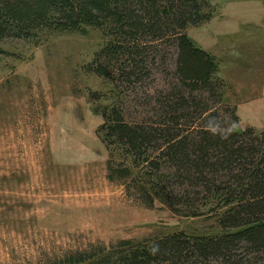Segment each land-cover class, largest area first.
Masks as SVG:
<instances>
[{"label": "rangeland", "instance_id": "obj_1", "mask_svg": "<svg viewBox=\"0 0 264 264\" xmlns=\"http://www.w3.org/2000/svg\"><path fill=\"white\" fill-rule=\"evenodd\" d=\"M210 4L211 21L190 26L187 36L216 59L223 101L239 106L236 130L252 128L259 136L264 132V72H257L264 67V4ZM105 44L95 28L0 40V264H66L122 241L223 233L213 207L204 203L197 217L154 195L151 207L144 204L136 187L148 183L147 177L115 148V167L130 168L132 177L108 179L111 155L99 132L106 109L121 106L130 123L152 118L144 106L154 105L159 92L168 93L178 79L177 49L164 43L149 53L141 81L116 88L88 71ZM253 101L261 111L255 113ZM220 116L231 121L224 108ZM243 264H264V257Z\"/></svg>", "mask_w": 264, "mask_h": 264}, {"label": "trees", "instance_id": "obj_2", "mask_svg": "<svg viewBox=\"0 0 264 264\" xmlns=\"http://www.w3.org/2000/svg\"><path fill=\"white\" fill-rule=\"evenodd\" d=\"M211 5L210 0H0V40L30 38L42 30L100 29L106 44L88 71L116 88L141 81L146 58L159 45L177 49L178 81L168 93L159 92L154 105L144 106L152 118L130 123L121 106L104 112L99 132L111 155L108 179L132 177L130 168L115 167V148L147 177L148 183L136 187L144 204L151 207L154 195L197 217L204 203L223 229L216 237L181 233L139 244L122 241L66 264H243L264 257V132L236 130L240 118L236 106L223 101L216 59L186 33L211 21ZM220 108L230 122L221 118Z\"/></svg>", "mask_w": 264, "mask_h": 264}, {"label": "crops", "instance_id": "obj_3", "mask_svg": "<svg viewBox=\"0 0 264 264\" xmlns=\"http://www.w3.org/2000/svg\"><path fill=\"white\" fill-rule=\"evenodd\" d=\"M262 2H263V0H262ZM263 4H264V2H263ZM263 39V41H264V34H263V37H262ZM247 46H249V48H251V47H253L252 46V43H249V44H246ZM257 72H261V73H263L264 72V67H261L260 69H259V71H257ZM251 88L253 87V88H255V87H257V85H252V86H250ZM264 87V86H263ZM253 102H256L255 104H256V109H255V113L257 112V111H261V109H260V105H259V101H253ZM235 106H236V108L238 109L237 111H239V106L238 105H236L235 104Z\"/></svg>", "mask_w": 264, "mask_h": 264}]
</instances>
